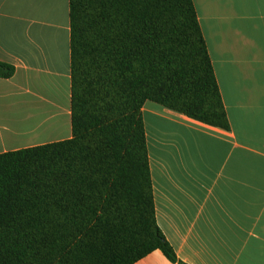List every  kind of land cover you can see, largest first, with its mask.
<instances>
[{"label": "trees", "instance_id": "16d2710c", "mask_svg": "<svg viewBox=\"0 0 264 264\" xmlns=\"http://www.w3.org/2000/svg\"><path fill=\"white\" fill-rule=\"evenodd\" d=\"M70 21L73 137L0 154V264L176 263L141 112L230 129L194 1L70 0Z\"/></svg>", "mask_w": 264, "mask_h": 264}, {"label": "crops", "instance_id": "0c3cea01", "mask_svg": "<svg viewBox=\"0 0 264 264\" xmlns=\"http://www.w3.org/2000/svg\"><path fill=\"white\" fill-rule=\"evenodd\" d=\"M230 123L142 108L156 219L177 262L264 264V0H193ZM0 154L70 140V0H0Z\"/></svg>", "mask_w": 264, "mask_h": 264}, {"label": "bare ground", "instance_id": "6f19581e", "mask_svg": "<svg viewBox=\"0 0 264 264\" xmlns=\"http://www.w3.org/2000/svg\"><path fill=\"white\" fill-rule=\"evenodd\" d=\"M72 94V93H71Z\"/></svg>", "mask_w": 264, "mask_h": 264}]
</instances>
